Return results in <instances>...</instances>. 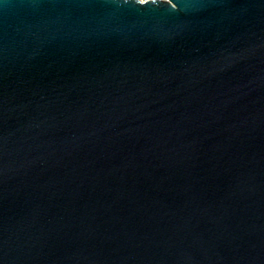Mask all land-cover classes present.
<instances>
[{
  "label": "water",
  "instance_id": "water-1",
  "mask_svg": "<svg viewBox=\"0 0 264 264\" xmlns=\"http://www.w3.org/2000/svg\"><path fill=\"white\" fill-rule=\"evenodd\" d=\"M0 264H264V0H0Z\"/></svg>",
  "mask_w": 264,
  "mask_h": 264
},
{
  "label": "built area",
  "instance_id": "built-area-1",
  "mask_svg": "<svg viewBox=\"0 0 264 264\" xmlns=\"http://www.w3.org/2000/svg\"><path fill=\"white\" fill-rule=\"evenodd\" d=\"M140 1L145 2V1H149V0H140Z\"/></svg>",
  "mask_w": 264,
  "mask_h": 264
}]
</instances>
